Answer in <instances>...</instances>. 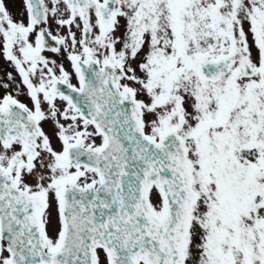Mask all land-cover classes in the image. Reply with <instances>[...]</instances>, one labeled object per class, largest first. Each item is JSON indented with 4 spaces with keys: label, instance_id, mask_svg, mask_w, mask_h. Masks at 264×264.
I'll return each mask as SVG.
<instances>
[{
    "label": "snow or ice",
    "instance_id": "6c2138e0",
    "mask_svg": "<svg viewBox=\"0 0 264 264\" xmlns=\"http://www.w3.org/2000/svg\"><path fill=\"white\" fill-rule=\"evenodd\" d=\"M0 264H264V0H0Z\"/></svg>",
    "mask_w": 264,
    "mask_h": 264
},
{
    "label": "rangeland",
    "instance_id": "374dc122",
    "mask_svg": "<svg viewBox=\"0 0 264 264\" xmlns=\"http://www.w3.org/2000/svg\"><path fill=\"white\" fill-rule=\"evenodd\" d=\"M6 2L9 4L10 10L13 12L17 11V5L22 3V0H6ZM2 64H0V67Z\"/></svg>",
    "mask_w": 264,
    "mask_h": 264
}]
</instances>
